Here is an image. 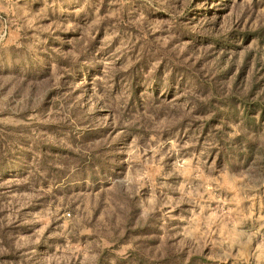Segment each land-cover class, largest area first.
Returning <instances> with one entry per match:
<instances>
[{
	"label": "rangeland",
	"instance_id": "1",
	"mask_svg": "<svg viewBox=\"0 0 264 264\" xmlns=\"http://www.w3.org/2000/svg\"><path fill=\"white\" fill-rule=\"evenodd\" d=\"M0 264H264V0H0Z\"/></svg>",
	"mask_w": 264,
	"mask_h": 264
}]
</instances>
